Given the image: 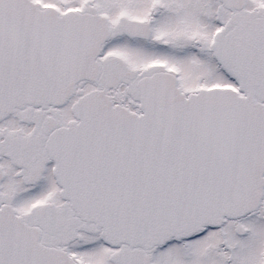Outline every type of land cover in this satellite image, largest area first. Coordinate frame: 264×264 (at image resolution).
Wrapping results in <instances>:
<instances>
[{
    "label": "snow or ice",
    "instance_id": "snow-or-ice-1",
    "mask_svg": "<svg viewBox=\"0 0 264 264\" xmlns=\"http://www.w3.org/2000/svg\"><path fill=\"white\" fill-rule=\"evenodd\" d=\"M0 264H264V0H0Z\"/></svg>",
    "mask_w": 264,
    "mask_h": 264
}]
</instances>
